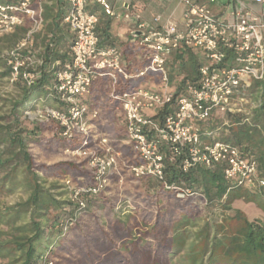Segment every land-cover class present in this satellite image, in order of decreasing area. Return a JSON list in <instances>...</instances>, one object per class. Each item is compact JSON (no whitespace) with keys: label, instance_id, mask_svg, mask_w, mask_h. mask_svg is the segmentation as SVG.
<instances>
[{"label":"trees","instance_id":"16d2710c","mask_svg":"<svg viewBox=\"0 0 264 264\" xmlns=\"http://www.w3.org/2000/svg\"><path fill=\"white\" fill-rule=\"evenodd\" d=\"M56 27L47 26L34 37L35 56L41 62L33 70L35 83L17 82V94L1 99L5 110L0 108L4 111L0 114V264H264V223L244 221L237 213L227 222H205L192 232L202 209L209 214L217 207L230 211L236 193L244 189L226 182L221 165L195 166L182 173L179 160L168 162L162 147L163 180L131 178L136 186L124 190L136 211L133 216L114 210L118 199L103 193L82 195L83 208L70 200L69 190L57 180L68 176L73 188L90 185L93 174L86 160L64 158L47 164L37 161L32 149L76 148L80 138L65 140L54 122L38 123L24 116L36 106L61 109L53 88L54 74L70 62L68 48L63 52L60 43L71 47L74 35L65 31L58 36ZM18 30L0 37V80L8 76L4 52ZM5 42L8 46L1 45ZM172 56L168 86L177 96L187 80H197L207 59L202 51L187 47ZM225 65H229L228 58ZM139 80L121 82L118 91L137 87ZM251 89L259 107L252 112L250 124L242 123L240 114H213L201 130L233 142L244 157H253L257 176L264 179V84L254 83ZM171 111L163 107L149 115L160 122ZM121 152L125 164L111 180H119L130 164L138 162L128 148ZM51 178L55 180L48 182ZM165 184L200 196L178 197ZM245 189L246 197L264 207V187ZM17 192L23 194L18 201L9 204L4 200ZM94 206L100 215L90 211Z\"/></svg>","mask_w":264,"mask_h":264},{"label":"built area","instance_id":"2783aa9c","mask_svg":"<svg viewBox=\"0 0 264 264\" xmlns=\"http://www.w3.org/2000/svg\"><path fill=\"white\" fill-rule=\"evenodd\" d=\"M48 0H0V37L10 35L29 22L26 32L6 50V80L11 84L35 83L33 70L41 64L36 59L34 37L42 26V9ZM107 15H112L109 0H96ZM205 0H182L185 10L182 29L173 21L160 28L141 34L144 48V64L134 73L122 65V54L113 47L100 48L96 33L98 17L86 11L87 0H68L70 10L63 22L74 35L70 47V62L54 74V92L61 109L51 107L26 110L24 116L40 123L54 122L59 136L65 140L79 137L76 148L64 147L63 155L86 160L92 171L93 181L87 187L73 188L69 177L61 181L69 190V198L81 208L85 207L82 195L95 196L104 192L110 176L117 174L125 164L122 152L107 135L93 133L91 119L98 117L97 110H90L84 97L89 95L93 82L106 77L110 83V99L121 109L124 118V138L132 159L126 172L137 180L150 177L163 180L166 149L168 162L179 160L182 173L195 166L212 168L223 166L226 182L232 187L257 189L264 187V179L257 176V164L253 157H244L233 142L217 139L215 133L203 132L201 125L213 114H240L242 123H251V115L259 107L252 90L254 83L264 84V9L258 14L236 6L230 13L232 20H219ZM214 3L216 0H208ZM264 5V0H255ZM157 21V19L155 20ZM145 28L144 24L137 26ZM180 47L198 49L207 64L198 70L196 81L187 80L182 92L175 96L168 90V61ZM228 58L229 65L222 66ZM155 74L165 87L163 92L134 87L119 92L121 82L142 79ZM172 109L159 122L148 112ZM90 116V119L88 118ZM224 125H228L225 121ZM178 197L200 196L190 191ZM231 188V187H230ZM202 202V201H201ZM200 202V203H201ZM203 204V203H202ZM50 264V263H49Z\"/></svg>","mask_w":264,"mask_h":264},{"label":"crops","instance_id":"0c3cea01","mask_svg":"<svg viewBox=\"0 0 264 264\" xmlns=\"http://www.w3.org/2000/svg\"><path fill=\"white\" fill-rule=\"evenodd\" d=\"M191 1L197 2L199 0ZM203 3L211 9L216 18L227 21L232 20L230 13L236 6H241L254 14H258L264 9V5L257 4L255 0H216L214 3L205 0ZM109 5L112 8V15H107L96 0H87L86 11L98 17L96 33L99 38V47H113L119 50L122 54V65L129 73L136 72L144 64V48L140 43L142 33L150 29L160 28L168 21L176 22L179 29H182L185 10L182 0H109ZM69 10L68 0H48L43 5L41 14L42 19H44L43 26L35 36L43 34L47 26L52 28L57 26L56 35L58 36L65 31L72 35L68 26L63 22V17ZM156 19L157 21H155ZM140 24H144L145 28L138 29L137 26ZM29 26V22L26 21L24 26L17 28L19 30L16 33V38L9 45V48L26 32ZM60 44L63 52H66V48H68L71 59L70 45L66 46L63 42ZM172 58L173 56L170 57L169 61ZM57 64L58 62H56ZM147 78L160 83L155 74L147 75L138 83ZM133 83L136 84L137 82L134 81ZM138 83L136 86H139ZM84 100L90 110L98 111V117L90 120L96 135H107L115 141L119 150L127 148L122 144L124 138L123 113L120 107L110 99L109 80L106 77L97 78L92 84L89 95L85 96ZM88 118L90 119V116Z\"/></svg>","mask_w":264,"mask_h":264},{"label":"rangeland","instance_id":"374dc122","mask_svg":"<svg viewBox=\"0 0 264 264\" xmlns=\"http://www.w3.org/2000/svg\"><path fill=\"white\" fill-rule=\"evenodd\" d=\"M1 45L8 46V42L1 43ZM138 84L140 88H148V89H151L157 92H163L165 90V87L161 83H156L150 78H147L146 80H143L142 82H139ZM167 87H168L167 88L168 90L171 89L170 86H167ZM17 92H18V89L16 87V84H11L6 79L0 80V108H3L1 99L7 98L9 96H15ZM3 110L5 109L3 108ZM2 112L0 111V114H2ZM150 113L151 112H148V114ZM31 121H36V120L32 118ZM93 133L95 132L93 131ZM63 148L64 147L62 145L54 146L50 149H44L43 147L34 146L32 149V152L35 154L37 161L50 164L60 159L68 158L63 155ZM63 178H61L60 180H57L62 185L63 183L61 180ZM54 180L55 178H51L48 182H51ZM136 184L137 182L131 180V177L126 172L122 174L119 180H113V179L111 180L110 178L109 185L107 186L106 190L102 193L107 197L113 196L118 199L117 207L114 210L121 211L122 216H126V215L133 216L136 211L133 210L134 207L131 204L130 199L127 198V195H125L124 190L127 189L128 186L130 185L136 186ZM245 193H246L245 188L241 189L239 192L236 193L237 194L236 198L231 201L230 211H227V210L224 211L223 209L217 207L214 209V211L211 214H209L207 210L202 209L201 215L199 219L196 221L198 222V227L193 228L192 232L195 234L197 230L199 229V227H202V225L205 222H213V221H216L219 223L227 222V220H229L231 216L237 213H239L242 216V219H244V221L257 222L259 224H263L264 223V207L259 206L254 201H251L250 197L245 196ZM22 196H23L22 193L17 192L14 195L5 197L4 200L10 204V203H14L18 201ZM197 204H200V202L197 201ZM201 208L203 207L201 206ZM90 211L97 215L101 214V211L96 206L91 207Z\"/></svg>","mask_w":264,"mask_h":264}]
</instances>
